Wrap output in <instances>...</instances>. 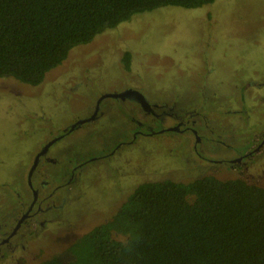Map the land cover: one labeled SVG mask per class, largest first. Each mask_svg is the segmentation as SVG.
<instances>
[{"label":"rangeland","instance_id":"374dc122","mask_svg":"<svg viewBox=\"0 0 264 264\" xmlns=\"http://www.w3.org/2000/svg\"><path fill=\"white\" fill-rule=\"evenodd\" d=\"M131 88L158 116L109 95ZM180 118L199 130L200 141L169 128ZM261 131L264 0L139 12L75 46L38 85L1 77L0 237L30 205L32 182H50L51 194L42 204L46 213L22 217L11 243L0 244V264H41L62 252L114 215L142 182L243 172L264 185V168L248 161L246 172L225 161ZM204 133L209 142L202 143Z\"/></svg>","mask_w":264,"mask_h":264},{"label":"trees","instance_id":"16d2710c","mask_svg":"<svg viewBox=\"0 0 264 264\" xmlns=\"http://www.w3.org/2000/svg\"><path fill=\"white\" fill-rule=\"evenodd\" d=\"M215 0H0V78L38 85L77 45L134 14ZM129 69L131 53L122 57ZM41 264H264V185L205 175L146 181Z\"/></svg>","mask_w":264,"mask_h":264},{"label":"flooded vegetation","instance_id":"af4514ba","mask_svg":"<svg viewBox=\"0 0 264 264\" xmlns=\"http://www.w3.org/2000/svg\"><path fill=\"white\" fill-rule=\"evenodd\" d=\"M125 91H127V90H125ZM121 92H123V91H121ZM116 93H120V92H116ZM137 95L138 94L131 93L127 96H124V98H121V97L117 98V100H122V101L128 100L131 103L138 104L142 108V110L149 112L151 114H154L156 116L157 113L153 109V106L150 104V102L145 98V96H144V98H145L146 105L142 104V102L139 100L140 96H137ZM100 103H101V101L96 102V105L98 104V107L96 108V110L97 109L98 110H97V113H96L94 119H96L97 116L100 114V111H101ZM89 120H91V119H89ZM189 122H191V121L189 120ZM189 122H186L184 120V118H180L177 121L176 125L174 126L177 129L175 132H181V131L189 130L190 132H192L194 139L196 138L197 141H200L202 139V137H201L199 130H196L194 125L190 124ZM169 128H171V127H169ZM136 136H137V134H134L133 138H135ZM204 136H205V133H204L203 137ZM210 137L213 138V135H211ZM54 140H56V139L54 138L53 142H54ZM209 141H210L209 138L206 139V137H204V139L202 140V143L203 142H209ZM123 142H125V141H122V143ZM195 146H196V149L200 153V150H199L196 142H195ZM42 148H41V150H38V152L36 154V158H38L37 162L39 161V158L42 157V155L46 151L45 150L44 152L40 153L42 151ZM44 159H46V158H44ZM49 159H51V157ZM52 160H54V158ZM222 161H224V160H220L217 162H222ZM225 161L228 162L230 169L238 167V168H241L242 170L244 169L246 172H247V169L249 168L248 161H251V164L256 169L261 168V167L264 168V131L254 132V137L251 138V141L246 143L244 146H242L238 152L237 151L235 152L234 156L228 158ZM37 166H36V168H37ZM36 168L33 170L32 173H30V176H29L30 181L34 177V173L36 171ZM73 168H76V167H73ZM73 168L71 169V171L73 170ZM249 173H253V172H249ZM238 176L244 177V178L249 179V180L252 178L243 172L241 175H238ZM258 176L263 177L264 176V170H263V173L260 172L258 174ZM72 179H73V177H72ZM32 183L33 184L30 186H31V189L33 192V198L31 200L30 205L27 208H25L24 212L22 213L21 218L22 217L27 218V217L31 216L32 214H35L37 210L42 211V213H40V214L46 213V211L48 210V207L44 208L42 206V204L44 203L45 199L49 200L48 198L50 197L51 193L48 194L49 192L47 191V188L50 185V182H47L46 180H41L40 184L37 185V180H36V186H34V182H32ZM40 191H42V192H40ZM43 195H44V197H43ZM20 219H18L16 221L13 228L10 230L9 233H7V236H5L3 238L0 237V244H3V243L10 244L11 243L10 237H14L15 235H17V232H18L17 227H19L18 225L20 224ZM4 226L5 225L0 222V236L5 234L4 230L1 229Z\"/></svg>","mask_w":264,"mask_h":264},{"label":"water","instance_id":"95a60500","mask_svg":"<svg viewBox=\"0 0 264 264\" xmlns=\"http://www.w3.org/2000/svg\"><path fill=\"white\" fill-rule=\"evenodd\" d=\"M131 93L138 94L137 96H140L139 100L142 102V104L146 105L144 95H143L141 92L137 91V90L130 89V90L123 91V92H120V93H111V94H109V95H110V96H114L115 98H118V97H124V96H127V95H129V94H131ZM92 118H94L93 115H92L90 118H88V119H83V120H81V121H79V122H76L75 124H73V125L70 127V130H73V129L76 128L79 124H81V123H83V122H85V121H87V120H89V119H92ZM170 129H171V130H177L175 127H174V128H170ZM52 142H53V141H52ZM45 149H47V147H46ZM45 149H43L40 153L44 152ZM37 159H38V158L35 159L34 165H33V167L31 168L30 173H32V171H33L32 169L35 168V166H36V164H37Z\"/></svg>","mask_w":264,"mask_h":264},{"label":"crops","instance_id":"0c3cea01","mask_svg":"<svg viewBox=\"0 0 264 264\" xmlns=\"http://www.w3.org/2000/svg\"><path fill=\"white\" fill-rule=\"evenodd\" d=\"M208 87H212V86L208 85ZM238 97H241V95L239 94ZM118 98H120V97H118ZM121 98H124V97H121ZM126 101H128V100L123 101V103L126 102ZM119 102H120V101H119ZM128 102H129V101H128ZM103 109H104V107L102 108V111H103ZM104 110H105V109H104ZM103 114H105V113L103 112ZM51 159H53V158H51Z\"/></svg>","mask_w":264,"mask_h":264}]
</instances>
